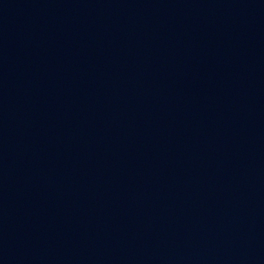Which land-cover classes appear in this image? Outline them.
<instances>
[{
  "label": "water",
  "instance_id": "95a60500",
  "mask_svg": "<svg viewBox=\"0 0 264 264\" xmlns=\"http://www.w3.org/2000/svg\"><path fill=\"white\" fill-rule=\"evenodd\" d=\"M0 264H264V0H0Z\"/></svg>",
  "mask_w": 264,
  "mask_h": 264
}]
</instances>
